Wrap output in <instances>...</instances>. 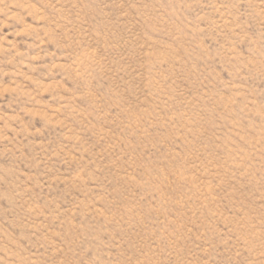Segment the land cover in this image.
Returning a JSON list of instances; mask_svg holds the SVG:
<instances>
[{
    "label": "rangeland",
    "instance_id": "obj_1",
    "mask_svg": "<svg viewBox=\"0 0 264 264\" xmlns=\"http://www.w3.org/2000/svg\"><path fill=\"white\" fill-rule=\"evenodd\" d=\"M0 264H264V0H0Z\"/></svg>",
    "mask_w": 264,
    "mask_h": 264
}]
</instances>
